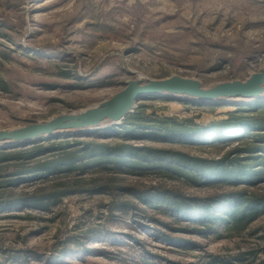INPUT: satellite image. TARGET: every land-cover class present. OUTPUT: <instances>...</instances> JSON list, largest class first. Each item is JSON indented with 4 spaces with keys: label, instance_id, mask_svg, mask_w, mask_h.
Instances as JSON below:
<instances>
[{
    "label": "rangeland",
    "instance_id": "374dc122",
    "mask_svg": "<svg viewBox=\"0 0 264 264\" xmlns=\"http://www.w3.org/2000/svg\"><path fill=\"white\" fill-rule=\"evenodd\" d=\"M263 65L264 0H0V130L91 107L139 76L180 75L209 87L244 80ZM262 101L249 110L253 100L199 106L160 96L141 99L137 107L158 136L163 134L156 131L158 122L165 119L195 129L236 112L238 118L264 123ZM262 137L264 128L239 141L149 137L145 144L207 162L235 160L257 171L260 161L253 158L264 151L243 150L264 148ZM80 142L93 141L82 136ZM75 179L81 193L65 198L51 213L0 211V264H209L212 258L264 264V215L244 230L204 236L183 231L185 224L139 201L84 192L99 182L196 197L231 189L195 187L162 171L80 172ZM245 189L264 195V182L238 190ZM124 202L135 208H123ZM161 232L191 243H167ZM65 250L69 253L62 256Z\"/></svg>",
    "mask_w": 264,
    "mask_h": 264
},
{
    "label": "trees",
    "instance_id": "16d2710c",
    "mask_svg": "<svg viewBox=\"0 0 264 264\" xmlns=\"http://www.w3.org/2000/svg\"><path fill=\"white\" fill-rule=\"evenodd\" d=\"M160 96H148L154 99ZM263 98L253 100L252 106L262 103ZM199 106H220L222 103H197ZM229 113L228 118L209 126L195 129L174 119L159 121V128L151 132L152 123L137 107L122 124L87 133H73L44 138L10 148L0 149V211L2 209H30L51 213L67 197L79 195L80 179L75 175L84 173H111L113 175H137L149 171L178 175L189 185L206 188L220 186L224 190L203 197L189 196L162 187L130 188L99 182L91 194L111 193L115 198L127 197L139 201L143 207L158 208L179 224L183 231L204 236L244 230L264 215V195L248 190H238L242 185L251 187L264 182V156H257L260 170L240 166L235 160L207 162L186 154L163 151L146 145L147 138L161 141H202L204 143L239 141L264 128V123L253 118H238ZM159 133V132H158ZM85 136L93 142H80ZM151 138V139H152ZM207 140V141H206ZM260 142V141H259ZM137 143V144H136ZM264 144V137H262ZM248 149L247 153L264 151ZM241 151V150H238ZM242 151V152H243ZM214 184H216L214 186ZM27 186L28 191L24 187ZM19 187L18 192L13 188ZM84 187V186H82ZM133 203V202H131ZM123 208L133 207L124 202ZM160 238L167 243H191L172 238L166 232ZM79 247V246H77ZM66 250L62 256L66 255ZM230 264L212 258L209 264Z\"/></svg>",
    "mask_w": 264,
    "mask_h": 264
},
{
    "label": "water",
    "instance_id": "95a60500",
    "mask_svg": "<svg viewBox=\"0 0 264 264\" xmlns=\"http://www.w3.org/2000/svg\"><path fill=\"white\" fill-rule=\"evenodd\" d=\"M148 96L179 97L213 104L248 102L264 98V65L244 80H230L206 87L195 78L171 75L161 79L143 76L128 80L123 89L108 99L72 113L48 120L0 130V149L73 133H87L122 124L134 112L139 100Z\"/></svg>",
    "mask_w": 264,
    "mask_h": 264
}]
</instances>
